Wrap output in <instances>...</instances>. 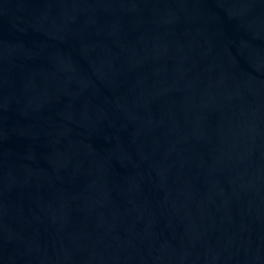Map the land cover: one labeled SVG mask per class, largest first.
Segmentation results:
<instances>
[{
  "label": "water",
  "instance_id": "95a60500",
  "mask_svg": "<svg viewBox=\"0 0 264 264\" xmlns=\"http://www.w3.org/2000/svg\"><path fill=\"white\" fill-rule=\"evenodd\" d=\"M0 264H264V0H0Z\"/></svg>",
  "mask_w": 264,
  "mask_h": 264
}]
</instances>
